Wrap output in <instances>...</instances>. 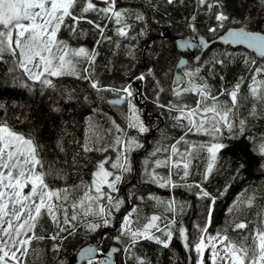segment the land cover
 I'll return each instance as SVG.
<instances>
[{"label": "trees", "instance_id": "obj_1", "mask_svg": "<svg viewBox=\"0 0 264 264\" xmlns=\"http://www.w3.org/2000/svg\"><path fill=\"white\" fill-rule=\"evenodd\" d=\"M94 2L100 7L104 6L99 0ZM222 4L229 21L215 33L208 29L216 27L217 22L211 13L200 9L198 0H178L172 5L165 0H117V9L130 14L125 20L130 26L128 36L117 34L118 26L114 19H100L102 26L107 25L104 35L111 39L102 41L98 46L96 41L100 37L93 26L85 21L77 25L76 33L67 27L61 28L59 40L73 49L84 47L89 52L95 49L98 53L92 75L101 86L121 89L130 85L133 91L131 100L155 103V111L165 121L153 138V153L138 155L136 147L128 151L127 156L132 164L128 166L130 170L122 171L118 188L112 193L115 195L114 201L122 203L118 211L112 209L110 224L89 231L86 223L100 222V218L88 217L56 252L53 246L59 241L48 239L56 231L55 226L42 214L35 231L37 236L45 238L32 241L27 255L23 257V264H74L79 248L96 242H100V253L112 245L119 248L114 264H135L134 259L123 250L127 246V238L120 242L115 239L120 235L123 217L129 212L134 221L133 228L145 224L152 215L163 218L158 222L161 227L172 219L177 222L168 248L161 247L153 240H141L136 245L135 255L145 259L148 264H197L196 252L185 249L176 229H187L188 243L194 244L200 235L196 225L205 226L210 209L211 223L207 233H226L237 244L242 241L243 235L241 230L234 229V223L243 220L249 224L243 234L261 226L264 221V156L259 154L257 148L264 142V102L255 99L251 89L256 87L260 93H264V73L256 71L264 68V58L240 47L214 44L197 62L188 59L184 68L185 81L180 87H174V73L183 55L176 47L174 38L190 34L193 37L204 35L212 40L227 28L242 25L264 32V23H259L264 20V0H222ZM136 14L142 15L143 19H136ZM194 15L195 20L191 21ZM87 17L95 19L96 15L89 12ZM71 23L70 19L65 20V24ZM190 23L195 24L196 31L192 30ZM164 29L171 32V38L162 37ZM6 61L0 62V103L7 109V122L13 130L32 138L39 146L45 171L49 164H53L59 175L47 176L46 182L52 188L69 190L68 206L71 212V203L79 202L83 197L96 165L106 156L116 160V155L122 152L121 144L116 143L117 138L124 143L133 135L141 138L137 129L128 126V98L125 97L122 104L109 103L113 96L122 94L115 91L98 93L87 80L77 79L74 75L49 76L52 87L32 82L18 68L10 72L14 63L8 57ZM86 66V62L81 60L76 65L77 71L83 75ZM197 69L199 72L195 77L187 75ZM141 75L144 80L137 79ZM189 80L192 85L206 83L213 95H219L222 88L231 91L237 82L240 83L238 103L231 116L234 125L231 133L226 128L215 138L202 133H188L187 120L176 119L180 113L173 110L174 105L195 107L198 99L192 92L181 91V96L175 95V90L190 87ZM160 88L163 91H159ZM227 100L226 95L220 96V101ZM160 105L168 107L162 108ZM113 121L122 132L115 130ZM241 121L244 122L243 126ZM181 137L189 144L205 146L194 153L189 164V175L184 179H181L183 162L187 161L181 162L180 169L172 166L180 160L179 154L172 155L173 145L180 149V153L187 147L183 141L176 143ZM86 143L100 150L84 152L82 146ZM213 143L223 145L217 150L214 161L207 152V147ZM165 160L169 162L168 167L157 166L158 161ZM209 163L212 170L207 173ZM153 176L157 180L170 178L177 186L161 187L153 182ZM196 185H200L210 196L201 198L200 188ZM250 197H255L253 207L246 203ZM169 203H172V209L167 207ZM100 205L107 209L111 207L107 200L100 201ZM155 235L160 236L161 233L155 232ZM248 243L251 244L250 239ZM89 261L84 264H89ZM91 261L98 263V259Z\"/></svg>", "mask_w": 264, "mask_h": 264}, {"label": "snow or ice", "instance_id": "obj_2", "mask_svg": "<svg viewBox=\"0 0 264 264\" xmlns=\"http://www.w3.org/2000/svg\"><path fill=\"white\" fill-rule=\"evenodd\" d=\"M165 2L172 5L178 0H165ZM99 3L104 6H98L94 0H0V62H7L6 57L11 58L14 67L9 69L10 72H15L18 68L28 80L49 87L53 86L52 81L44 78L45 74L57 77L65 74L74 75L77 79L87 80L91 88L98 93L115 91L117 94H122L121 99L128 98V103L131 105L133 91L130 85L121 89L104 88L98 80L93 78L92 72L98 55L95 49L91 52L84 47L70 49L67 43L58 39L62 27H67L76 33L77 25L81 21H85L93 26L100 37L96 41L98 46L102 41L111 39L104 35L107 25L102 26L99 22L100 19H114V23L118 26L117 34L127 37L130 26L126 24L125 20L130 14L117 9V0H99ZM198 3L200 9L211 13L212 18L217 22L216 27H209V32L215 33L218 28H223L225 22L229 21V16L223 11L222 0H198ZM213 9H215L214 12ZM89 12L95 13L96 18L88 19L87 13ZM66 19H70L72 23L65 24ZM136 19H143V17L136 14ZM192 20H195V16L192 17ZM259 23H264V20ZM189 26L193 31H196L194 23H190ZM229 37L234 42L247 43L249 47L258 48L261 55H264V35L240 30L230 32ZM81 60L87 64L83 68V75L77 71L76 67ZM217 63L222 64L223 61H217ZM244 63L247 64L248 61L245 60ZM256 71L264 73V68H258ZM198 72L199 69L196 72H189L187 75L190 78L195 77ZM137 79L144 80V76H138ZM189 84L190 87L183 89V92H192L198 96L195 107H189L186 104L173 106V110L180 113L176 119L178 121L187 120V132L202 133L214 138L221 135L225 128L231 133L234 127L231 116L238 103L240 83L237 82L231 91L222 88L219 95H213L206 83L192 85L189 80ZM159 91H163V88H160ZM251 91L255 99L264 102V93H260L256 87H253ZM175 95L179 97L182 92L175 90ZM225 95L228 97L227 102L220 101V96ZM120 102V100L109 101V103L116 104ZM160 107H168V105H160ZM131 111L132 118H130L128 126L137 128L140 132L147 131L136 116L134 106ZM253 114H255V110H253ZM6 117L7 109L0 103V264H22L21 256L27 255L32 241L45 238L37 236L35 231L42 214L46 215L55 226L56 231L48 239L59 241L53 246L56 252L60 251L63 241L68 239L81 223H85L88 217L100 218V222L86 223L89 231L109 225L112 209L118 211L122 201H114L110 192L105 191V186L110 191H116V182L121 180L120 175H116L105 167L108 160L104 159L96 165L93 179L90 184L85 186L83 197L79 202L71 203V212H69V190L52 188L46 182L47 176H58L59 173L56 172L53 164L48 165L47 171L44 170L45 164L40 156L39 146L32 138L14 131L9 126ZM243 123L241 121V126ZM113 124L117 132L123 131L115 121ZM182 141L187 145L183 153H180V149L175 145L171 151L173 156L180 155V160L176 161L172 165L173 167L180 169L181 162L187 161L183 162L181 179H184L189 175V164L194 158V153L205 146L189 144L188 141H184L183 137L176 143L179 144ZM116 143L121 144V138L118 137ZM131 144H136V141H131ZM82 147L84 152L100 150L94 149L88 143ZM221 147L223 145L219 143H213L207 147L211 160H215L216 152ZM61 151H63L62 147ZM257 151L261 156H264V142H261ZM157 166L168 167L169 162L168 160L158 161ZM110 167L118 171L130 170L126 156H123V162L118 158L116 162L111 163ZM211 170L212 164L209 163L207 173H210ZM207 173L205 179H207ZM153 182L159 183L161 187L177 186L170 178L157 180L153 176ZM196 187L200 188L201 198L210 196L200 185H196ZM254 199L255 197L248 198L246 203L249 207L254 206ZM102 200H107L111 207L106 209L101 206L100 201ZM211 202L214 203V199ZM167 207L172 209V203H169ZM162 219L160 215H152L145 224L133 228L132 217L127 215L123 217L120 235L115 239L120 242L121 239L127 238V246L123 250L134 259L135 264H148L145 259L136 256L134 252L136 245L141 240H153L163 248L169 247L173 238V228L177 222L172 219L170 223L165 222L161 227L158 222ZM210 223L211 209L205 226L196 225L200 235L192 245L188 243L187 229H176L179 232V237L184 241L185 249L196 252L197 264H204L203 253L206 249L211 250V264H217L218 260L223 264H264V221L261 222V226L253 228L247 234H243V230L249 228L247 222L242 220L234 223V229L241 230L243 235L239 244L232 241L226 233L218 232L214 236L208 234L207 228ZM153 230L161 235H155ZM249 239L251 244L248 243ZM89 264H93V262L90 260Z\"/></svg>", "mask_w": 264, "mask_h": 264}, {"label": "water", "instance_id": "obj_3", "mask_svg": "<svg viewBox=\"0 0 264 264\" xmlns=\"http://www.w3.org/2000/svg\"><path fill=\"white\" fill-rule=\"evenodd\" d=\"M191 21L193 20L191 19ZM240 30L264 35V32L254 31L242 25V26H231L227 28L222 34H220L217 38L212 39V40L207 39L204 35H197L193 37L190 34L174 38V43L176 47L183 54L178 60L177 70L180 71L187 66V63H188L187 55L188 54L194 55L193 60L197 62L199 58L208 50V48L214 44H220V45L231 46V47H236V48L240 47V48L248 50L249 52H252L257 57L264 58V55H261V52L258 48L249 47L247 43L234 42L229 37L230 32L240 31ZM162 37L171 38L172 37L171 32L168 29H164ZM152 39H155V37H153ZM201 41H203V43H201ZM198 46H200V49L198 53H196ZM182 81H183L182 74L180 72H177L174 76V84L177 86ZM116 100L121 101L119 104H122L124 102V99H121L120 96L112 97L110 99V101H116ZM113 104H116V103H113ZM159 118H160V123H157L153 126V130L155 132L165 121L163 117H159ZM152 119L153 117L146 120L145 123L150 124ZM125 211L126 209L123 210V214L125 213ZM99 249H100V242L89 243V244L83 245L82 247L79 248V250L76 253V261L74 264H84L87 261L93 260V259H98V263L96 264H114L115 263V256L119 251V248L116 245L110 246L108 250L102 253L99 252ZM89 250H92V251H89Z\"/></svg>", "mask_w": 264, "mask_h": 264}, {"label": "flooded vegetation", "instance_id": "obj_4", "mask_svg": "<svg viewBox=\"0 0 264 264\" xmlns=\"http://www.w3.org/2000/svg\"><path fill=\"white\" fill-rule=\"evenodd\" d=\"M199 49H200V46L197 47L196 53H198ZM193 56L194 55L188 54L187 58L193 59ZM177 72H180L182 74L183 81L177 86L174 84V87H180L183 84V82L185 81V70H184V68L179 71V70H177V67H176L174 74H176ZM132 102L134 103L137 112L141 115L142 119L144 120V123L146 120L153 117L150 124L145 123V128L147 129V131H145V132L139 131V135H141V138H138L139 144L136 147L138 149V151H137V153H139L138 155H141L143 153H152L151 147H152V144L155 143L154 142L155 140L153 138L157 135L158 131L161 128V126H160L155 132L153 130V126L157 123H160L159 117H161V116L155 111L156 105L153 102H145L144 100H139V99H136ZM127 103H128V100H127Z\"/></svg>", "mask_w": 264, "mask_h": 264}, {"label": "rangeland", "instance_id": "obj_5", "mask_svg": "<svg viewBox=\"0 0 264 264\" xmlns=\"http://www.w3.org/2000/svg\"><path fill=\"white\" fill-rule=\"evenodd\" d=\"M70 47V49H73L71 46H69ZM54 77H56V76H54ZM45 78H49V76H47V74H45ZM183 89H185L184 87H182L181 89H179L180 91H183ZM113 97H116V96H113ZM121 97V96H120ZM127 105H128V109H129V111H128V116H129V121H130V118H132V111H131V109H132V106H134L135 107V105H134V103L131 101V105L129 104V103H127ZM136 109V108H135ZM136 116H138V118H139V121L143 124V126L145 127V123H144V120L142 119V117H141V115L137 112V110H136ZM131 128H134V127H131ZM137 128H135V130H136ZM15 131V130H14ZM16 132H18V131H16ZM136 132L139 134V130L137 129L136 130ZM20 133V132H19ZM30 138V137H29ZM133 140H135L136 141V144H131V141H133ZM138 144H139V142H138V138H137V136H135V135H133L132 137H130L129 139H127V143L125 142H122L121 143V149H122V152L119 154V156H118V154L116 155L117 156V159L119 158V159H121L122 160V162H123V156H126L127 157V165L129 166V165H131L132 164V161L131 160H129V158H128V151L130 150V148H133V147H137L138 146ZM126 145H127V147H126ZM155 150H153L152 149V153L154 152ZM104 159H107L108 160V164H106L105 165V167L106 168H108V170H110V171H112V172H114L116 175H120L121 176V174H122V171H118L117 169H112L111 167H110V165H111V163H114V162H116V160H114V159H111V157L110 156H106ZM103 159V160H104ZM102 161V160H101ZM93 179V178H92ZM118 185H119V181L118 182H116V187L118 188ZM25 191H27V189H25ZM105 191H108V192H110V195L112 196V197H114L115 195L114 194H112V193H114L115 191H110L109 189H107V187L105 186ZM107 209V208H106ZM127 216H130V212L129 213H127L126 214ZM125 215V216H126ZM211 235H215V234H211ZM205 243L207 244V240L205 241ZM210 249H206L205 251H204V253H203V261H204V264H211V262H210ZM221 255H223V253H221ZM23 257H24V255H22L21 256V261H22V264H23ZM217 264H223V262H221V261H217Z\"/></svg>", "mask_w": 264, "mask_h": 264}, {"label": "bare ground", "instance_id": "obj_6", "mask_svg": "<svg viewBox=\"0 0 264 264\" xmlns=\"http://www.w3.org/2000/svg\"><path fill=\"white\" fill-rule=\"evenodd\" d=\"M104 207V206H103ZM111 219V218H110ZM101 239V238H100ZM103 239V238H102ZM98 262V261H97Z\"/></svg>", "mask_w": 264, "mask_h": 264}]
</instances>
